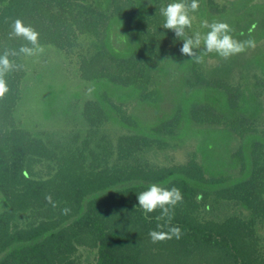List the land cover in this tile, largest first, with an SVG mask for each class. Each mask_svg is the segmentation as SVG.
<instances>
[{"label": "trees", "instance_id": "trees-1", "mask_svg": "<svg viewBox=\"0 0 264 264\" xmlns=\"http://www.w3.org/2000/svg\"><path fill=\"white\" fill-rule=\"evenodd\" d=\"M172 2L0 0V55L28 43L16 20L42 49L9 57L0 96V264H264V2L199 0L188 36L255 41L200 64L163 27ZM161 182L183 235L153 243L137 196Z\"/></svg>", "mask_w": 264, "mask_h": 264}, {"label": "clouds", "instance_id": "clouds-1", "mask_svg": "<svg viewBox=\"0 0 264 264\" xmlns=\"http://www.w3.org/2000/svg\"><path fill=\"white\" fill-rule=\"evenodd\" d=\"M200 7L199 0H174L166 7L160 9L164 17L163 27L171 30L175 37L182 40V46L179 51L181 55L192 58L197 63H203L208 54H216L223 60H228L233 56L245 52L249 48L255 47L253 39L240 40L235 38L233 28L224 21L204 19L201 21V27L206 32L197 31L193 35L186 34L187 29L192 28L194 16L192 13L198 11ZM11 37H22L28 43L22 45L19 51H6L0 55V96L8 91L6 74L12 71L15 66L10 60V56L23 54L25 56L34 55L42 50L39 45V33L30 25H25L22 20H16L12 25ZM31 45V47L29 46ZM203 47L200 54L196 50ZM139 208L145 215L158 212L155 217L156 228L149 231V237L153 243H161L166 240L180 239L183 230L178 225L173 224L175 218V209L183 203L184 196L180 188L175 185L171 187L164 183H152L146 186L138 196ZM45 200L53 207L60 208L63 215H68L71 208L68 206L60 207V202L53 199L51 194L45 196Z\"/></svg>", "mask_w": 264, "mask_h": 264}, {"label": "rangeland", "instance_id": "rangeland-1", "mask_svg": "<svg viewBox=\"0 0 264 264\" xmlns=\"http://www.w3.org/2000/svg\"><path fill=\"white\" fill-rule=\"evenodd\" d=\"M257 2H264V0H255ZM56 80L54 81L57 87H63L66 84L65 74L62 73V70H59L58 73L54 75ZM183 154V153H182ZM4 209V204L0 199V212Z\"/></svg>", "mask_w": 264, "mask_h": 264}]
</instances>
